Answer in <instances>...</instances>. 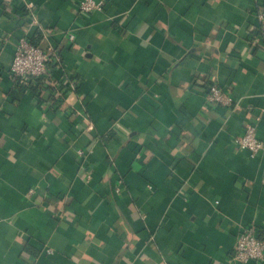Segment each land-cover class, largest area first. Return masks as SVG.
Segmentation results:
<instances>
[{
    "label": "crops",
    "instance_id": "0c3cea01",
    "mask_svg": "<svg viewBox=\"0 0 264 264\" xmlns=\"http://www.w3.org/2000/svg\"><path fill=\"white\" fill-rule=\"evenodd\" d=\"M77 1L0 0V264H241L264 227V0ZM36 33L80 79L57 109L10 74Z\"/></svg>",
    "mask_w": 264,
    "mask_h": 264
},
{
    "label": "built area",
    "instance_id": "2783aa9c",
    "mask_svg": "<svg viewBox=\"0 0 264 264\" xmlns=\"http://www.w3.org/2000/svg\"><path fill=\"white\" fill-rule=\"evenodd\" d=\"M108 0H78L77 8L79 13H89L94 10H101ZM22 8L35 18L34 4L30 1L23 2ZM260 26L249 36L250 44L264 45V10L258 11ZM73 38V34L69 35ZM62 59L57 50L52 46L45 48L33 45L28 39L20 38L15 46L13 60L10 66V74L14 79H23L25 83L42 78L43 84L53 88L57 96L66 97L69 92L76 91L80 84L79 78H73L68 74H62L61 78H55L54 73L61 71ZM206 99L217 105L229 106L233 99L229 93L224 91L216 83H209L206 92ZM234 141L239 148L247 150L251 155L263 149L262 140L257 137L256 127L253 122L244 125L242 132L235 136ZM83 154V150L78 151ZM51 251V250H49ZM237 263H259L264 262V227L257 228L254 225L243 227L235 240L234 249L231 255Z\"/></svg>",
    "mask_w": 264,
    "mask_h": 264
},
{
    "label": "trees",
    "instance_id": "16d2710c",
    "mask_svg": "<svg viewBox=\"0 0 264 264\" xmlns=\"http://www.w3.org/2000/svg\"><path fill=\"white\" fill-rule=\"evenodd\" d=\"M34 37L31 38V43L33 45H39L38 44L39 38H40L39 33H36V36H34ZM61 71H62V69H61ZM61 71H59V70L56 71L54 73V77L58 78L59 75L61 74ZM68 75L72 76L75 79L78 78L77 76L72 75V74H68ZM16 81H17V84H16L17 88H20L22 90H27V91L29 90L34 95V97L37 98L38 102L43 101L44 104H48V106L52 107L53 109H57L63 101V97L57 96L56 93L54 92L53 88L42 83V81H43L42 78H37L35 81L31 80V82H28V83H25L24 80L20 79V78H17ZM79 85L76 89L79 88Z\"/></svg>",
    "mask_w": 264,
    "mask_h": 264
}]
</instances>
